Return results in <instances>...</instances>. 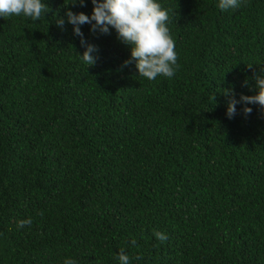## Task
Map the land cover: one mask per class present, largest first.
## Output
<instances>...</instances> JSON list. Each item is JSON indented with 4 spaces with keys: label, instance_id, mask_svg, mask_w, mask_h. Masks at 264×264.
I'll list each match as a JSON object with an SVG mask.
<instances>
[{
    "label": "trees",
    "instance_id": "trees-1",
    "mask_svg": "<svg viewBox=\"0 0 264 264\" xmlns=\"http://www.w3.org/2000/svg\"><path fill=\"white\" fill-rule=\"evenodd\" d=\"M45 2L39 21L0 17V264H119L121 248L131 264H264V110L229 119L223 92L257 91L264 0H158L179 68L155 80L84 24L87 67L65 13L91 0Z\"/></svg>",
    "mask_w": 264,
    "mask_h": 264
},
{
    "label": "clouds",
    "instance_id": "clouds-1",
    "mask_svg": "<svg viewBox=\"0 0 264 264\" xmlns=\"http://www.w3.org/2000/svg\"><path fill=\"white\" fill-rule=\"evenodd\" d=\"M65 3V2H64ZM244 3V0H218V7L222 11L234 10ZM91 14L84 11H73L71 7L66 8L67 22L73 26V32L80 37V42L84 46L83 53H79L83 63L94 66L97 62L98 46L88 42L84 38L81 26L90 25V31L95 34H110L114 29L117 39L130 46L131 56L123 62V66L134 62L138 70L139 77L147 80H155L158 76L169 79L174 77L178 71V54L176 52V42L168 27L170 22L171 9L162 6L158 0H91ZM65 5L86 7L85 0H67ZM51 11L50 5L45 0H0V17L9 18L13 16H23L33 21H39L46 17ZM56 23L63 28L65 19L57 17ZM250 68L252 65H248ZM252 80L257 90L254 95L240 94L237 100L232 90H224V95L228 96L226 115L233 118L237 112L236 105L242 103L243 113L247 116L253 109L250 104H256L264 110V66L258 71H253ZM248 85V81H244ZM212 99L215 101V95ZM43 215V213H39ZM31 218L17 221V227L30 226ZM154 236L163 242L167 236L154 231ZM131 244L137 246L136 240L132 239ZM119 264H131V258L125 249H119L117 253ZM63 264H77L72 258H65Z\"/></svg>",
    "mask_w": 264,
    "mask_h": 264
}]
</instances>
